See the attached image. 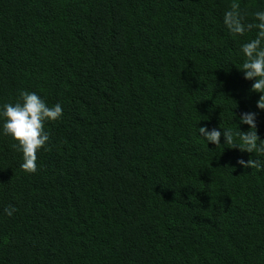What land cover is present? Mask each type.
Here are the masks:
<instances>
[{
  "label": "trees",
  "instance_id": "obj_1",
  "mask_svg": "<svg viewBox=\"0 0 264 264\" xmlns=\"http://www.w3.org/2000/svg\"><path fill=\"white\" fill-rule=\"evenodd\" d=\"M233 2L0 0V112L63 107L34 174L0 116V264H264V169L237 163L264 153L198 132L254 112L264 140ZM235 2L258 23L264 0Z\"/></svg>",
  "mask_w": 264,
  "mask_h": 264
},
{
  "label": "clouds",
  "instance_id": "obj_2",
  "mask_svg": "<svg viewBox=\"0 0 264 264\" xmlns=\"http://www.w3.org/2000/svg\"><path fill=\"white\" fill-rule=\"evenodd\" d=\"M255 21L258 23H244V16L241 14L239 3H231L229 10L224 14V24L230 34L243 36L245 32L257 30L254 38L243 43L241 52L243 63L240 71L243 72L244 79L253 80L251 91L260 93L257 101V108L264 110V11L254 13ZM256 113L245 112L240 116V123L247 124L250 130L242 132L238 129L234 133L231 129L220 130L206 127L198 129L199 135L208 143L221 146L220 138L223 135L225 144L229 148H238L241 152L253 154L264 153V140L257 134ZM0 116L4 118L3 134L10 136L15 143L12 147L22 153L23 163L21 168L29 174H34L38 170L37 153L41 150H50L48 147L51 136L45 130V124L56 122L63 116V107L56 103L49 106L45 100L35 92L22 90L19 92V100L16 103H5ZM237 140L240 143H237ZM237 163L245 168H255L258 171L264 169V164L260 160L250 158L248 161L240 159ZM16 211L12 206L6 207L4 212L11 216Z\"/></svg>",
  "mask_w": 264,
  "mask_h": 264
}]
</instances>
